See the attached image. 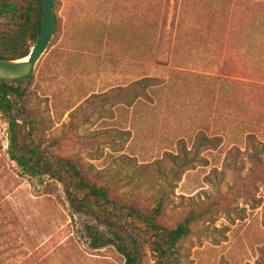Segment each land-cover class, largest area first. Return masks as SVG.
I'll return each mask as SVG.
<instances>
[{
	"label": "rangeland",
	"instance_id": "obj_1",
	"mask_svg": "<svg viewBox=\"0 0 264 264\" xmlns=\"http://www.w3.org/2000/svg\"><path fill=\"white\" fill-rule=\"evenodd\" d=\"M179 1L55 0L57 37L34 71L31 112L46 120L49 150L118 199L150 209L165 193L169 228L220 201L183 243V264H263L264 167L249 154L264 150V64L239 56L249 9ZM142 77L160 80L148 95L110 91ZM8 143L0 110V264H124L113 246L91 244L93 222L26 175Z\"/></svg>",
	"mask_w": 264,
	"mask_h": 264
},
{
	"label": "trees",
	"instance_id": "obj_2",
	"mask_svg": "<svg viewBox=\"0 0 264 264\" xmlns=\"http://www.w3.org/2000/svg\"><path fill=\"white\" fill-rule=\"evenodd\" d=\"M241 1L249 10L243 12L245 20L241 28L243 41L239 56L248 66L257 68L264 64V0H207V4L230 5L234 11ZM42 5L43 0H0L1 58L19 60L31 53L41 29ZM68 39L69 44L75 45L71 35ZM255 77L260 78L258 73ZM33 80V75L20 82L0 80V110L9 125L10 159L26 175L44 179L42 185L49 192L62 190L71 211L87 216L93 222L87 223L85 228L95 248L113 246L125 260L124 264H183L182 245L193 233L194 225L214 214L221 202H210L206 209L191 211L176 227L169 228L162 222L165 193L150 209L118 199L112 186L90 177L76 160L49 150L44 133L46 120L34 117L31 112ZM158 81L159 78L142 77L128 86H117L110 91L119 92L123 97L132 94L139 98L148 95ZM107 93H93L85 103H90L92 98L106 97ZM74 112L71 111L70 115ZM204 140L208 145L214 142L213 138ZM250 150L252 167H264V150L255 146ZM235 180L240 183V177ZM249 199L262 202L252 194Z\"/></svg>",
	"mask_w": 264,
	"mask_h": 264
},
{
	"label": "water",
	"instance_id": "obj_3",
	"mask_svg": "<svg viewBox=\"0 0 264 264\" xmlns=\"http://www.w3.org/2000/svg\"><path fill=\"white\" fill-rule=\"evenodd\" d=\"M54 6L55 0H43L40 33L27 57L19 60H8L0 57V80L20 82L34 74L37 64L48 51L55 36L56 15Z\"/></svg>",
	"mask_w": 264,
	"mask_h": 264
},
{
	"label": "bare ground",
	"instance_id": "obj_4",
	"mask_svg": "<svg viewBox=\"0 0 264 264\" xmlns=\"http://www.w3.org/2000/svg\"><path fill=\"white\" fill-rule=\"evenodd\" d=\"M27 60V59H26Z\"/></svg>",
	"mask_w": 264,
	"mask_h": 264
}]
</instances>
